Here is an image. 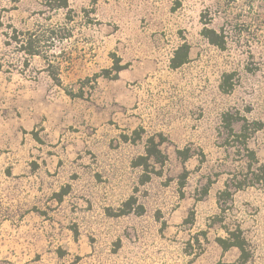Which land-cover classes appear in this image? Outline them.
Listing matches in <instances>:
<instances>
[{"label": "rangeland", "instance_id": "374dc122", "mask_svg": "<svg viewBox=\"0 0 264 264\" xmlns=\"http://www.w3.org/2000/svg\"><path fill=\"white\" fill-rule=\"evenodd\" d=\"M64 2L0 0V264H231L224 226L264 264V0ZM112 53L128 64L117 79L100 75ZM158 135L161 174L140 184L130 162ZM129 196L141 215L106 216Z\"/></svg>", "mask_w": 264, "mask_h": 264}, {"label": "trees", "instance_id": "16d2710c", "mask_svg": "<svg viewBox=\"0 0 264 264\" xmlns=\"http://www.w3.org/2000/svg\"><path fill=\"white\" fill-rule=\"evenodd\" d=\"M63 6H66L63 0ZM200 35L207 41L208 44L218 48L219 50H224L226 47V36L223 32V29L220 31L215 30L212 27L207 26L205 23L200 30ZM28 55L36 54L33 46L28 44L25 51ZM189 47L187 44L182 43L179 47H177L172 57L169 60V68L175 70L185 63L188 62ZM112 57V65L109 68H105L101 70V74L105 78L117 79L119 76V72L128 67V64L121 63V60L114 53L111 54ZM52 79L56 84H60L59 78L56 74H51ZM232 72H224L221 76L220 82L218 84V89L224 93L228 94L234 86L232 82L233 78ZM96 77V76H95ZM66 93L69 95H75L71 90L66 89ZM222 121L224 122L226 128L230 135H235V137L243 138L246 140L250 132H247V122L245 119L234 116L229 112H225L222 117ZM239 124V132L236 133L234 131V124ZM252 131L255 132L262 127V123L259 121L254 122ZM135 134L138 136L137 132ZM158 141H155V137L150 136L145 141V146L142 153L136 155L131 160L132 167L140 168V184H144L149 181L151 175H159L161 174V168L166 160L165 153L160 148L161 136L158 135ZM176 155L182 160H187L192 154L188 147H184L183 149H176ZM183 182H180L182 185ZM241 184L236 186V189L241 188ZM209 188V183L207 186L203 188V194H206ZM64 193H67L64 192ZM222 193V194H221ZM63 194L58 195V201L62 199ZM221 197H228L230 193L227 192L226 188L220 192ZM135 199L132 196H129L126 200H124L118 207L116 208H106L105 214L108 217H121L128 215L132 211L136 215H141L143 213V207L138 206L136 210L134 208ZM224 236H217L215 238V242L222 250H228L230 248H236L238 250V256L234 262L231 264H246L251 259V251L248 248L247 240L242 235V230L239 226L223 227Z\"/></svg>", "mask_w": 264, "mask_h": 264}]
</instances>
